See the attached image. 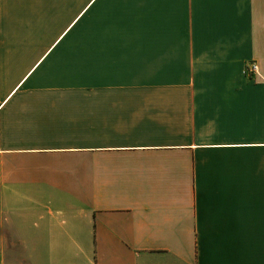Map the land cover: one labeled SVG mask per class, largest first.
<instances>
[{
	"label": "crops",
	"instance_id": "1",
	"mask_svg": "<svg viewBox=\"0 0 264 264\" xmlns=\"http://www.w3.org/2000/svg\"><path fill=\"white\" fill-rule=\"evenodd\" d=\"M0 264H264V0H0Z\"/></svg>",
	"mask_w": 264,
	"mask_h": 264
},
{
	"label": "built area",
	"instance_id": "2",
	"mask_svg": "<svg viewBox=\"0 0 264 264\" xmlns=\"http://www.w3.org/2000/svg\"><path fill=\"white\" fill-rule=\"evenodd\" d=\"M257 65L255 63H250L245 68V74L246 75H254L257 74Z\"/></svg>",
	"mask_w": 264,
	"mask_h": 264
},
{
	"label": "rangeland",
	"instance_id": "3",
	"mask_svg": "<svg viewBox=\"0 0 264 264\" xmlns=\"http://www.w3.org/2000/svg\"><path fill=\"white\" fill-rule=\"evenodd\" d=\"M52 22H53V24L56 23V20H55L54 16H53ZM57 31H58V28L53 25V28H52V31H51V34H52L53 38L55 37V35H57V33H58Z\"/></svg>",
	"mask_w": 264,
	"mask_h": 264
}]
</instances>
